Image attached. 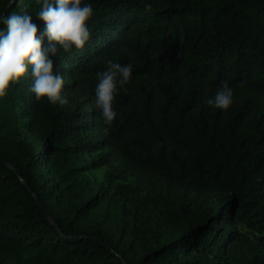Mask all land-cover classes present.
Listing matches in <instances>:
<instances>
[{"label":"trees","instance_id":"obj_1","mask_svg":"<svg viewBox=\"0 0 264 264\" xmlns=\"http://www.w3.org/2000/svg\"><path fill=\"white\" fill-rule=\"evenodd\" d=\"M261 99L264 0H0V264H264Z\"/></svg>","mask_w":264,"mask_h":264},{"label":"rangeland","instance_id":"obj_2","mask_svg":"<svg viewBox=\"0 0 264 264\" xmlns=\"http://www.w3.org/2000/svg\"><path fill=\"white\" fill-rule=\"evenodd\" d=\"M260 101H261V102H264V99H261ZM205 201H206V199H201V198L199 199V202H200V203H205Z\"/></svg>","mask_w":264,"mask_h":264},{"label":"water","instance_id":"obj_3","mask_svg":"<svg viewBox=\"0 0 264 264\" xmlns=\"http://www.w3.org/2000/svg\"><path fill=\"white\" fill-rule=\"evenodd\" d=\"M45 212V211H44ZM45 214L47 215V213L45 212Z\"/></svg>","mask_w":264,"mask_h":264}]
</instances>
